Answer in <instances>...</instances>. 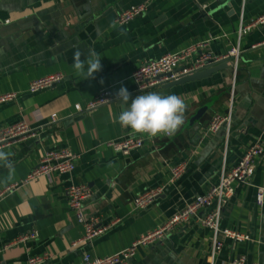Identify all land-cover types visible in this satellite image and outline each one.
I'll return each instance as SVG.
<instances>
[{
  "label": "crops",
  "instance_id": "crops-1",
  "mask_svg": "<svg viewBox=\"0 0 264 264\" xmlns=\"http://www.w3.org/2000/svg\"><path fill=\"white\" fill-rule=\"evenodd\" d=\"M147 10L125 25L115 17L131 5ZM264 11V0H0V94L15 98L0 102V128L25 121L35 136L8 144L0 161V264H74L85 253L107 256L127 247L140 234L164 222L196 196L218 182L223 170L240 158L255 140L264 139V25L238 36V26ZM208 40L213 55L226 54L238 42L233 61L210 76L163 88L138 90L131 73L143 60L157 58L195 41ZM94 49L102 70L92 77L73 68ZM200 53V52H199ZM198 52L196 53L199 54ZM61 72L53 87L29 92V83ZM121 86L134 97L148 92L177 94L185 101L184 123L175 134L150 136L128 153L109 142L135 134L118 122L121 110L115 93ZM102 88L115 98L83 108ZM231 101V103H230ZM230 117L213 133L204 126L217 114ZM68 148L78 155L72 172L41 176L23 182L47 149ZM185 165L170 182L173 166ZM249 182H239L220 206L218 225L246 233L250 239H225L211 252L213 231L197 217L217 207L212 201L188 222L160 241L140 246L127 264H264V200L255 198L264 186V155L256 157ZM84 183L91 195L83 204L99 224L118 221L91 243H79L83 228L69 210L64 188ZM163 186L146 208L136 209L133 198L146 189ZM35 231L36 237L18 240Z\"/></svg>",
  "mask_w": 264,
  "mask_h": 264
},
{
  "label": "built area",
  "instance_id": "built-area-1",
  "mask_svg": "<svg viewBox=\"0 0 264 264\" xmlns=\"http://www.w3.org/2000/svg\"><path fill=\"white\" fill-rule=\"evenodd\" d=\"M147 6L143 3L129 6L115 17V23L125 25L136 16L144 13ZM264 25V11L251 18L248 22H241L238 26V36H242L252 29ZM208 40L195 41L189 45L179 48L173 52H167L157 58L141 61L132 71L131 78L138 90H147L158 87L167 82L176 80L182 75L201 70L210 64L218 63L227 57H233V69L237 67V58L239 54L238 42L235 46L221 56L213 55L206 49ZM199 53L196 55V53ZM63 80L61 72L47 74L33 79L28 85L29 92H37L45 88H50ZM15 92L0 94V102L15 98ZM115 98L113 90L102 88L96 92L94 97L83 108L76 104L77 110L91 109L99 105L112 101ZM231 103V101H230ZM231 114V105H229L224 115H215L204 126V133H213L219 129ZM35 136V130L25 121L4 126L0 128V148L11 144L23 138ZM171 136V135H166ZM150 137L144 133H135L117 140H112L109 145L118 152L128 153L132 149L141 147L144 141ZM264 155V139H257L254 143L248 145L242 152L238 161L230 168L223 170L217 183L212 184L210 189L202 195L196 196L192 201L186 203L182 209L173 213L164 222L154 226L146 232L140 234L127 247L107 256H91L85 253L83 257L74 264H127L135 256L140 246H148L163 239L167 234L176 229L183 223L188 222L192 217L197 216V212L212 201L217 202V207L203 213L198 218L199 223L213 231L211 252H218L224 240L230 239L234 242H242L250 239L246 233H242L233 228L219 227V210L234 193L235 186L239 182H249L253 171L256 157ZM78 155L68 148L47 149L38 160L37 165L31 169L23 182L31 181L41 176H56L63 173L72 172L76 166ZM185 165L183 163L173 166L170 170V182H175L183 173ZM15 184H11L0 190V196L12 189ZM163 192V186L146 189L139 192L133 198V205L136 209H142L153 203L154 199ZM91 195L90 188L80 182L71 183L64 188V197L69 210L74 212L78 222L83 228L81 237L72 243L75 246L79 243H91L94 238L104 233L109 227L114 225L118 219L112 220L107 224H99L97 216H87L83 204ZM257 202L263 203L264 186H258L255 194ZM37 233H30L19 236L18 240H26L36 237ZM47 258L46 254L34 256L28 259V264L39 263ZM232 264H245L244 256H237L231 260Z\"/></svg>",
  "mask_w": 264,
  "mask_h": 264
},
{
  "label": "clouds",
  "instance_id": "clouds-1",
  "mask_svg": "<svg viewBox=\"0 0 264 264\" xmlns=\"http://www.w3.org/2000/svg\"><path fill=\"white\" fill-rule=\"evenodd\" d=\"M101 56L94 49L81 59V53L74 54L73 68L92 77L102 70ZM121 110L118 122L122 127L149 136L172 135L184 123L185 101L177 94L162 95L159 92L138 94L134 97L124 86L115 93ZM9 153L0 151V161H7Z\"/></svg>",
  "mask_w": 264,
  "mask_h": 264
},
{
  "label": "water",
  "instance_id": "water-1",
  "mask_svg": "<svg viewBox=\"0 0 264 264\" xmlns=\"http://www.w3.org/2000/svg\"><path fill=\"white\" fill-rule=\"evenodd\" d=\"M233 59V57H227L226 59L218 62V63H215V64H210L208 66H206L205 68L201 69V70H196L192 73H189V74H185V75H182L180 76L179 78H177L176 80H173V81H170V82H167L165 84H162L161 86L163 88H167V87H171V86H174V85H179V84H183V83H186V82H190V81H194V80H199L201 78H205L207 76H210L211 74L223 69V68H226L229 66V61Z\"/></svg>",
  "mask_w": 264,
  "mask_h": 264
}]
</instances>
